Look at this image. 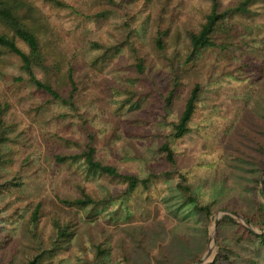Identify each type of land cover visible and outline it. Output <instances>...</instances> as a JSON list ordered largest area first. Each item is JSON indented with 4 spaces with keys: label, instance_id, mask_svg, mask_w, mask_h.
<instances>
[{
    "label": "rangeland",
    "instance_id": "rangeland-1",
    "mask_svg": "<svg viewBox=\"0 0 264 264\" xmlns=\"http://www.w3.org/2000/svg\"><path fill=\"white\" fill-rule=\"evenodd\" d=\"M25 1L37 11L44 49L71 66L75 91L73 106L51 99L27 79L17 55L0 52V149L6 161L0 181L15 176L22 182L0 191V264H24L30 250L26 220L37 203L45 233L52 216L73 221L74 233L53 264L198 261L209 248L216 211L254 210L250 185L258 171L255 160L264 157L257 150L258 142L264 144V0L251 14L236 15L247 28L245 44L203 49L180 71L181 84L168 107L163 97L170 63L184 55L187 31L203 21L208 0H61L65 6ZM99 12L104 14L93 17ZM157 28L166 30L160 52L151 43ZM126 36L137 52L128 46L105 52ZM137 56L142 72L135 67ZM34 71L68 97L70 86L62 77ZM195 82L201 84L199 101L189 132L172 140V165L158 146ZM90 139L97 159L139 178L150 176L147 187L138 183L126 194L125 182L88 173L81 161L54 160L55 154L81 151ZM178 173L185 174L199 203H210L208 217L185 203ZM82 189L110 201L80 209L57 200ZM258 198L262 202L264 196ZM222 217L211 259L224 245L229 262L219 264H264V245L255 238L237 240L233 223L218 225Z\"/></svg>",
    "mask_w": 264,
    "mask_h": 264
},
{
    "label": "trees",
    "instance_id": "trees-1",
    "mask_svg": "<svg viewBox=\"0 0 264 264\" xmlns=\"http://www.w3.org/2000/svg\"><path fill=\"white\" fill-rule=\"evenodd\" d=\"M61 6H65L61 0H46ZM109 3H114V0H104ZM208 11L204 16L203 21L196 29H189L187 31L188 45L184 55L176 62H171L170 86L163 97L165 106L171 104L178 90L180 82V71L185 69L186 66L194 64L200 55V52L206 48H217L225 51L233 46H240L245 44V35L247 34L246 25L238 20L236 15H247L254 11L255 5L259 0H235L229 4H223L222 0H208ZM36 9L32 7L25 0H0V52L6 51L18 56L21 70L26 74L27 79L33 85L46 92L51 99L63 102L73 106V93L75 91V81L73 79L72 68L68 64H63L60 61L59 54L55 51L45 50L40 38V24L36 17ZM104 12H99L93 17L102 16ZM92 17V18H93ZM165 34L166 30L157 28L153 34L152 47L156 51H161L165 47ZM16 38L21 40L27 47L22 49L16 42ZM127 36L123 40H118L112 45L105 47V52H111L117 47H130L133 49L131 43L128 41ZM136 51L137 50H134ZM135 67L138 72L145 69L143 59L137 56ZM49 58L51 59L49 61ZM173 60V59H172ZM66 67L65 71L62 68ZM39 68L44 71V74L54 73L63 78L70 86L68 90V97H64L61 91L54 87L49 80L39 79L34 69ZM45 75V77H46ZM46 79H48L46 77ZM201 92V84L195 82L188 96L185 98L183 107L179 116L175 121L170 122V129L163 140L158 146V151L162 153L163 157L170 163H175V152L173 149V141L176 140L190 130V122L196 110L199 96ZM127 100V99H126ZM2 119H0V124ZM1 131V130H0ZM3 136L0 132V139ZM257 150L264 155V144L258 142ZM54 160L57 163L66 161H81L84 169L88 173H101L112 179H116L126 183L124 192L130 194L137 187L138 183L147 187L146 184L150 181V176L139 178L135 174L120 171L115 165L105 163L95 156V147L92 139L88 140L85 147L78 152L55 154ZM4 154L0 149V167L5 163ZM257 167V175L253 179V184L250 185L252 191V202L254 205L253 212L246 213L239 210L233 212L239 213L252 227L262 231L264 230V203L258 198V193L262 194L259 190V180L262 171L264 170V157L255 160ZM179 181L177 188L180 191L185 203H189L192 210L202 213L208 217L212 213L210 203H199L194 194H192V187L186 181L185 174L178 173ZM22 182L15 176L6 178L0 181V191L10 188L19 187ZM264 185V179H263ZM223 193L225 190L221 188ZM57 200L60 204L75 208L85 207H98L107 204L110 201L109 196L103 198L92 196L89 192L81 190L77 196H58ZM42 204L37 203L27 216L26 229L29 233V247L30 250L25 254L24 264H53L51 259L62 249L65 242H67L73 235V221L72 219H61L57 216H52L50 219L51 228L45 233L40 226L41 217L43 212L41 209ZM222 222L233 223L236 228V239L239 240L243 237L249 239H257L261 245H264V232L255 234L248 227L236 222L230 215H224L218 225ZM99 251V246H97ZM228 251L222 245L213 260L207 264H219V261H228ZM229 262V261H228ZM58 264V263H54ZM86 264H92L87 262Z\"/></svg>",
    "mask_w": 264,
    "mask_h": 264
},
{
    "label": "water",
    "instance_id": "water-1",
    "mask_svg": "<svg viewBox=\"0 0 264 264\" xmlns=\"http://www.w3.org/2000/svg\"><path fill=\"white\" fill-rule=\"evenodd\" d=\"M263 179H264V170L261 173L260 176V180H259V190L262 192V195L264 196V185H263ZM262 202L264 203V199L262 200ZM223 215H230L232 218H234L237 222L243 224L244 226L248 227L250 230H252L255 234H260L263 233L264 230L259 231L257 229H255L254 227H252L240 214L235 213L231 210H227V209H222V210H218L214 213V218H213V230H212V235L210 236V244H209V248L207 250V252L196 262L190 263V264H207L209 263L212 259H211V252L212 250L215 248V243H214V239H215V226L217 224V221L220 217H222Z\"/></svg>",
    "mask_w": 264,
    "mask_h": 264
}]
</instances>
